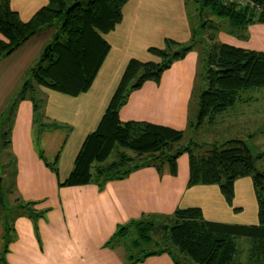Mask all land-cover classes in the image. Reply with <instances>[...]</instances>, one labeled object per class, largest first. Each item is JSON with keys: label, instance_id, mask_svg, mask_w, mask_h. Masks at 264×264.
Returning <instances> with one entry per match:
<instances>
[{"label": "crops", "instance_id": "obj_1", "mask_svg": "<svg viewBox=\"0 0 264 264\" xmlns=\"http://www.w3.org/2000/svg\"><path fill=\"white\" fill-rule=\"evenodd\" d=\"M48 3V0H11L12 8L23 21L30 20ZM192 15L187 0H129L123 8V20L104 34L111 48L87 92L70 95L40 88L44 96L42 133L54 148L50 155L52 160L43 151L38 153L32 140L33 102L30 99L19 102L9 145L16 163L9 202L20 206L23 196L26 200L36 199L40 207L37 211L46 210V214L34 220L36 218L25 209L18 210L12 228L8 226L7 242L0 216V264H127L123 245H107L118 226L146 215L171 214L177 208L200 207L210 221L247 226L259 222L258 200L250 176L235 180V196L230 205L217 184L189 185L190 165L181 174L180 158L176 175L171 173L170 167L162 172L145 166L125 179L109 180L102 186L98 182L59 185V181L70 175L88 134L98 128L129 61L133 58L143 62L159 61L149 48L163 47L166 38L189 42L196 27ZM248 32L247 38H241L221 29L218 39L264 51V23L251 24ZM54 33L53 27L43 28L15 53L0 60V68L4 64V74L12 83H19L27 75ZM15 58V62H9ZM199 62L200 53L193 49L166 70L159 83L148 81L132 91L120 110L121 119L185 130ZM57 124L66 127H56ZM58 138L59 143L53 145ZM57 154L58 175L46 164L53 162ZM243 239L245 237L239 238L238 242ZM134 264L175 263L171 255L164 252Z\"/></svg>", "mask_w": 264, "mask_h": 264}, {"label": "trees", "instance_id": "obj_2", "mask_svg": "<svg viewBox=\"0 0 264 264\" xmlns=\"http://www.w3.org/2000/svg\"><path fill=\"white\" fill-rule=\"evenodd\" d=\"M48 1L30 20L23 21L12 8L11 0H0V33L3 36L0 38V60L14 53L43 28H55L53 39L45 45L37 64L31 68L30 79L12 102L15 110L21 100L30 99L35 119L41 122L44 96L40 88L79 95L92 87L111 48L104 34L123 20V8L129 0ZM196 1L199 25L193 30L191 40L182 43L166 38L163 47H150L149 51L160 58L157 62L135 58L129 61L98 128L88 134L70 175L59 181V185L98 182L102 186L109 180L125 179L140 167L153 166L162 171L166 163L176 175L178 159L187 153L189 185L217 184L230 205L235 196V180L250 176L258 200L259 222L247 226L210 221L200 207L177 208L166 215L167 223L161 224L155 216H142L119 225L107 241L110 247L124 245L127 264L164 252L171 255L175 264H182L174 256L175 248L189 256L193 264H264V170L257 168V160L264 159V152L256 155L244 139L233 138L221 145L213 144L207 153L197 154L198 143L191 139L183 142L185 130L147 121H124L120 117V110L132 91L148 81L159 83L164 72L195 49L199 42L204 43L199 53L205 61L207 85L199 88L198 125L206 120L214 121L217 115L233 107L243 98L242 91L264 87V51L228 44L213 32L206 36L202 32L211 21L204 17L205 8L209 7L211 13L226 20L230 33L247 38L251 24L264 23V0H252L253 5L244 6L236 2L226 4L222 0ZM37 89L42 96L41 103ZM56 127L66 126L57 124ZM46 164L59 174V154ZM37 216L40 215L36 214L35 218ZM158 226L163 228L162 232ZM242 237L250 243L245 263L237 260L241 252L238 239ZM156 240L158 247L147 251L146 245ZM133 246L140 247V251L133 253Z\"/></svg>", "mask_w": 264, "mask_h": 264}, {"label": "rangeland", "instance_id": "obj_3", "mask_svg": "<svg viewBox=\"0 0 264 264\" xmlns=\"http://www.w3.org/2000/svg\"><path fill=\"white\" fill-rule=\"evenodd\" d=\"M190 11L192 12L193 23L198 27L199 14L197 11L198 2L196 0H187ZM206 19L210 18L211 21L207 23V26L202 29L203 34L206 36L208 33H215L218 37L219 31L222 29L227 30L226 20L219 18L215 14L211 13L209 7L205 8ZM208 22V21H207ZM214 25V26H213ZM216 26H219L218 29ZM228 31V30H227ZM43 34V33H42ZM42 37V35H41ZM210 42V40H208ZM204 43L199 42L195 46L196 50L199 51L203 48ZM15 53V52H14ZM13 54V53H12ZM10 56V55H9ZM17 58L10 60L9 62H15ZM38 61V60H37ZM37 61L33 63V67L37 64ZM3 68V69H2ZM198 78L196 84V90L193 98L189 103V117H188V127L185 129V141L192 140L198 143V148L196 150L197 154L207 153L213 148V144L221 145L226 140L233 138L244 139L248 146L252 149L254 154H259L264 152V87L260 88H251L241 92L242 99L237 101L236 105L229 109V111L221 113L216 116L214 121L206 120L203 124L198 125V112H199V102H200V87H206L207 80L204 78L205 73V61L199 62L198 65ZM31 70L27 75L19 82L12 83L4 74V64L0 68V216L2 217L3 224L5 227V242L8 238V226L12 228V220L15 217V213L18 210L25 209L29 215H32L35 218L36 214L45 215L46 210L37 211L40 207L37 205L38 201L36 199L26 200L25 196L19 200L20 206L11 205L9 202L10 193L13 190L12 179H13V168H15V159L10 148V141L12 139V132L16 125V116L15 111L18 108V105L15 110H13L14 97L22 89L25 81L30 79ZM13 81V80H12ZM11 82V83H10ZM38 91V89L36 90ZM38 101L41 103V95L36 92ZM43 99V98H42ZM24 105V104H22ZM41 110V109H40ZM37 116V115H36ZM43 126L39 118L35 119L33 123L31 136L35 144V148L40 153L43 151L45 156L52 160L51 151L54 150L50 140L47 141V136L43 135ZM59 143V138L57 142L53 145ZM184 144V143H183ZM42 153V152H41ZM113 157V156H112ZM111 157V158H112ZM189 156L187 153L183 154L180 157V170L183 174L185 167H188ZM169 164L166 163L163 166V170H167ZM257 168L259 170H264V159L259 158L257 160ZM162 170V172H163ZM194 185V184H193ZM37 205V206H36ZM209 209L213 210L211 206H207ZM36 213V214H35ZM164 214H151L155 216V219L161 224L162 222L167 223L166 215ZM39 216L34 220H38ZM159 227V226H158ZM160 228V227H159ZM160 231H163V228H160ZM158 238V237H157ZM156 238V239H157ZM246 239V238H245ZM243 239L240 243L242 252L241 256L238 257V261L245 263L248 260V249H249V240ZM157 240L146 245L147 251H151L153 248H157ZM124 247V245H123ZM125 248V247H124ZM126 251V249H125ZM140 247L133 246L132 252L138 253ZM127 258V252L125 254ZM174 256L182 264H193V261L189 256L185 255L183 252L174 249Z\"/></svg>", "mask_w": 264, "mask_h": 264}, {"label": "built area", "instance_id": "obj_4", "mask_svg": "<svg viewBox=\"0 0 264 264\" xmlns=\"http://www.w3.org/2000/svg\"><path fill=\"white\" fill-rule=\"evenodd\" d=\"M224 3H237L241 6H244V5H253V1L252 0H222Z\"/></svg>", "mask_w": 264, "mask_h": 264}]
</instances>
